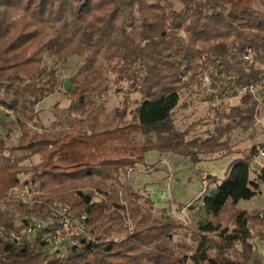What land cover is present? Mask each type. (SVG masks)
Listing matches in <instances>:
<instances>
[{"label": "trees", "instance_id": "trees-1", "mask_svg": "<svg viewBox=\"0 0 264 264\" xmlns=\"http://www.w3.org/2000/svg\"><path fill=\"white\" fill-rule=\"evenodd\" d=\"M45 56L54 66L72 58L81 64L63 92L62 130L37 134L27 123L38 119L37 106L60 85ZM257 64L264 65V0H0V108L13 117L9 127L0 120V264H251L248 215L233 210L231 230L219 220L227 206L252 200L264 187V167L250 176L258 146L242 156L233 155L230 144L236 128L256 125L258 103L249 88L264 80ZM206 75L212 84L226 82L228 90L244 93L234 114L217 115L214 134L187 139L189 128H175L172 115L183 90L203 88ZM111 80L141 96L132 121L125 109L102 115L97 101ZM13 131L20 136L9 148ZM148 152L193 164L229 159L224 176L213 178L214 186L198 198L194 246L174 243L179 224L143 189L130 186L127 172L137 165L158 169L144 163ZM33 156L39 165H22ZM23 184L45 193L22 204L8 192ZM55 203L69 209L84 235L50 253L55 225L36 229L31 242L27 229L46 221ZM113 235L123 237L106 241Z\"/></svg>", "mask_w": 264, "mask_h": 264}, {"label": "rangeland", "instance_id": "rangeland-1", "mask_svg": "<svg viewBox=\"0 0 264 264\" xmlns=\"http://www.w3.org/2000/svg\"><path fill=\"white\" fill-rule=\"evenodd\" d=\"M44 64L49 68H55L57 70L60 85L58 93L47 97L37 106L38 119L27 123V130L29 132H36L37 134L54 133L62 130L64 122L59 117L63 109L68 106V102L63 97L64 81L68 80V78L77 71L81 62L77 58H72L64 66H54L53 62L45 56ZM257 67L264 70V65L257 64ZM228 87L226 82L222 84H212L211 80L206 75L204 77L203 88L201 87L198 89L196 86L185 88L181 95L179 105L172 115L175 128L180 131H185L189 128L187 139H204L214 134L219 123L217 115L221 112L226 114L231 113V115L234 114L232 113V108L239 105L240 95L244 93V91H238V89L233 86L231 90H228ZM126 88L127 85L124 83L116 84L112 80L108 82L105 95L97 101V105L101 104L102 115L115 117L120 111L125 109L126 121L129 122L136 118V111L140 105L141 96L137 93H128ZM235 90L238 91L236 95L234 94ZM249 90L255 96L258 103L257 122L253 128L247 130L236 128L232 132L230 144L232 145L231 150L234 152L233 155L241 154L244 156L251 146H261L264 144V80L254 87H250ZM4 114L8 115V118L4 119ZM12 119L13 117L10 112L0 108V120L6 121L8 127ZM195 123L197 124L194 125ZM221 123L225 124L227 121L222 120ZM4 133L5 131L0 127V137H3ZM19 136L20 133L18 131L12 132L10 138L7 140L9 148L17 146ZM15 155L20 154L13 153L11 157L15 158ZM159 160L160 158L158 155L153 152H148L144 156V163L147 166H154ZM40 163V157L33 156L22 165L34 167ZM165 164L166 165L158 164L159 168L151 173H146L150 172L151 169L143 165H137L132 169L133 171L127 172L129 183L133 190L143 189V192L149 196L151 201L153 200L156 202L152 194L157 196V200H160V204L165 202L164 194L165 197H167V202L169 203L170 201L173 206H175L168 211L166 210L167 215L180 226V228L172 231V241L174 243H186L189 246H194L191 238L192 235H194L195 222L200 218L198 210L200 203L198 200L193 201L180 210H178L176 206L185 205L199 193L201 195L203 191H208L212 188L211 184H213V177L202 175L204 172V165L201 163L193 164L187 159L178 158L176 156H168L165 160ZM168 166L173 169V179L169 181L164 178V175L168 173ZM250 168V176L251 178H255V169L258 168L253 164V159ZM91 189V186L87 185L84 190L92 191ZM94 193L97 199H100L99 195H97L96 192ZM12 197L14 200H17L14 196ZM119 197V204L126 208L123 217L124 225L127 228V233H131L134 230V225L128 214V206L123 200L122 195ZM136 201L138 205L145 207L142 198ZM54 205L61 204L55 203ZM0 207L4 209V203H0ZM233 210L244 211L250 219L251 238L249 239V243L251 245L252 257L250 263L264 264V187L259 185V192L252 200L241 201L235 208L230 206L226 207L225 212L220 216L219 222L222 226H227L229 230L234 227ZM48 218H50V216ZM48 218H46V221H48ZM16 224H19V221H17ZM11 236L13 237L14 235L11 234ZM34 237V235H29L27 239L31 242ZM122 237L123 236L113 235L107 237L106 241L113 240L114 242H118ZM209 237L213 236L210 235ZM240 249V246H235L234 252L229 256L233 259L237 258V255L240 254ZM211 254L213 255V252Z\"/></svg>", "mask_w": 264, "mask_h": 264}, {"label": "built area", "instance_id": "built-area-1", "mask_svg": "<svg viewBox=\"0 0 264 264\" xmlns=\"http://www.w3.org/2000/svg\"><path fill=\"white\" fill-rule=\"evenodd\" d=\"M256 152L257 154L253 158V164L261 169L264 167V148L258 146ZM8 195L14 196L22 204L28 205L33 203L43 193L35 186L23 184L12 188L8 192ZM48 224L55 225L54 232L50 237V253H56L65 243L72 242L75 238L84 235L83 229L74 221L69 209L61 205L52 206L48 221H37L35 227L27 229V234L34 235L36 229L44 228Z\"/></svg>", "mask_w": 264, "mask_h": 264}, {"label": "crops", "instance_id": "crops-1", "mask_svg": "<svg viewBox=\"0 0 264 264\" xmlns=\"http://www.w3.org/2000/svg\"><path fill=\"white\" fill-rule=\"evenodd\" d=\"M155 153L156 155H158V157L160 158V160L158 161V163L156 165H166L165 164V160L168 156L166 155H160L156 152H153ZM173 158V157H171ZM202 165H204V172L202 175H205V176H208V177H213V178H217V179H221L226 170H227V167L229 165V159L225 158V159H219L217 161H211V162H201ZM159 168V167H158ZM153 172V170H151L150 172H146V173H151ZM167 172L165 175H164V178H166L168 181L169 180H172L173 179V169L171 167L168 166L167 168ZM131 186V185H130ZM211 186L213 187L214 185L211 184ZM152 196H154L156 199V202L152 200V202L154 203V207L157 208V209H166L167 211L169 209H171L173 207V204L169 201V203L167 202V197H165V195L163 194L164 196V201L165 202H162V204H160V200H157V196H155L154 194H152ZM200 196V193L195 197L193 198L189 203H187L186 205L190 204L191 202L193 201H196L198 200Z\"/></svg>", "mask_w": 264, "mask_h": 264}, {"label": "water", "instance_id": "water-1", "mask_svg": "<svg viewBox=\"0 0 264 264\" xmlns=\"http://www.w3.org/2000/svg\"><path fill=\"white\" fill-rule=\"evenodd\" d=\"M63 88H64L65 91H69V89H70V85H69L68 80H65V81H64Z\"/></svg>", "mask_w": 264, "mask_h": 264}]
</instances>
